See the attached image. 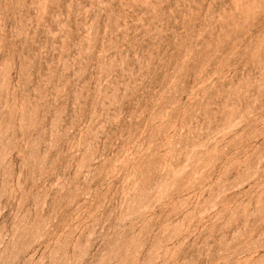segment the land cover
I'll return each instance as SVG.
<instances>
[{
  "label": "rangeland",
  "instance_id": "rangeland-1",
  "mask_svg": "<svg viewBox=\"0 0 264 264\" xmlns=\"http://www.w3.org/2000/svg\"><path fill=\"white\" fill-rule=\"evenodd\" d=\"M0 264H264V0H0Z\"/></svg>",
  "mask_w": 264,
  "mask_h": 264
}]
</instances>
